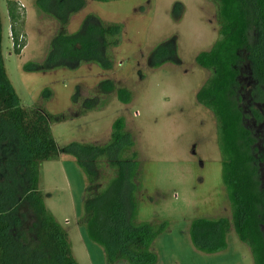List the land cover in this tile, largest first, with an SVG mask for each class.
<instances>
[{"label": "rangeland", "instance_id": "1", "mask_svg": "<svg viewBox=\"0 0 264 264\" xmlns=\"http://www.w3.org/2000/svg\"><path fill=\"white\" fill-rule=\"evenodd\" d=\"M8 1L17 3L22 17L14 26L23 43L19 55L12 51ZM36 1L0 0L3 66L20 106L40 105L52 115L68 116L50 126L59 149L70 143L103 145L113 121L124 120L139 161L134 221L167 225L150 247L155 264H253L249 248L233 230L226 236V249L208 255L197 251L188 236L195 219H230L215 120L195 101L209 73L194 58L217 40L216 6L207 0H84V7L69 16L66 30L79 31L88 16L119 26L118 45L108 50L110 67L85 63L33 71L24 65L44 62L59 29L58 21L41 12ZM175 3L180 6L174 8ZM42 4L50 12L57 10L55 2ZM103 81L126 89L130 103L120 104L115 92L100 93ZM84 101L93 110L84 112ZM257 135L264 190V149ZM39 174L45 209L67 233L77 264H106L103 250L77 225L87 182L74 159L59 154L57 160L43 162Z\"/></svg>", "mask_w": 264, "mask_h": 264}, {"label": "trees", "instance_id": "2", "mask_svg": "<svg viewBox=\"0 0 264 264\" xmlns=\"http://www.w3.org/2000/svg\"><path fill=\"white\" fill-rule=\"evenodd\" d=\"M44 1L55 2L57 10L44 8ZM207 1L216 6L218 32L210 49L194 58L196 66L209 73L195 101L215 120L230 219H195L188 236L197 251L208 255L224 251L226 236L233 230L238 241L249 248L253 264H264V190L259 178L257 127H253L264 123V0ZM35 5L56 19L59 29L44 62L25 64L24 70L48 71L85 63L110 67L108 50L118 45L119 26L88 16L79 31L69 34L67 20L84 7V0H37ZM179 6L175 3L174 8ZM18 10L16 2H7L16 55L23 48L14 28L22 21ZM98 89L100 93L115 92L122 105L131 101L126 89L111 82H101ZM43 93L48 99L47 92ZM82 104L84 112L93 110L90 102ZM68 119L67 115H52L40 105L20 106L4 71L0 15V264H77L67 233L47 212L39 191L40 165L57 160L59 154L71 156L86 178L77 225L103 250L106 264H155L157 258L150 247L167 225L134 221L139 161L124 120L113 121L103 145L70 143L59 149L50 126Z\"/></svg>", "mask_w": 264, "mask_h": 264}, {"label": "flooded vegetation", "instance_id": "3", "mask_svg": "<svg viewBox=\"0 0 264 264\" xmlns=\"http://www.w3.org/2000/svg\"><path fill=\"white\" fill-rule=\"evenodd\" d=\"M253 127H254V128L257 127L256 132L260 135V137H262V138H261V143L264 145V123L261 124V125H259V126H255V125H253ZM256 136H258V135L256 134ZM263 149H264V147H263Z\"/></svg>", "mask_w": 264, "mask_h": 264}]
</instances>
